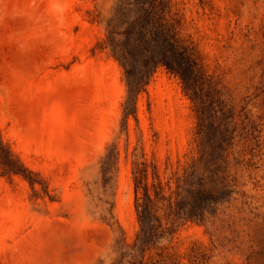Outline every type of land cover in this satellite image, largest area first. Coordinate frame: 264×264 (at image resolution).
<instances>
[{"label": "rangeland", "instance_id": "rangeland-1", "mask_svg": "<svg viewBox=\"0 0 264 264\" xmlns=\"http://www.w3.org/2000/svg\"><path fill=\"white\" fill-rule=\"evenodd\" d=\"M114 3L0 0V137L27 168L0 167V264H129L139 258L136 168L166 180L198 155L179 75L159 66L130 93L104 44ZM172 5L219 91L209 129L237 186L209 220L164 219L158 245L182 264L194 247L202 264H264V0Z\"/></svg>", "mask_w": 264, "mask_h": 264}, {"label": "trees", "instance_id": "trees-1", "mask_svg": "<svg viewBox=\"0 0 264 264\" xmlns=\"http://www.w3.org/2000/svg\"><path fill=\"white\" fill-rule=\"evenodd\" d=\"M181 20L173 10L172 0H115L106 19L104 44L125 67L130 93L138 94L151 73L165 66L182 79L198 118L197 156L181 164L166 180L160 177L156 166L152 181L146 162L136 168L140 231L130 249L139 253V258L132 255L129 264H182L178 255L158 245L168 232L164 219L209 220L236 191L237 179L230 171L228 147L222 148L209 129L218 121L219 91L212 77L205 73L194 47L182 37ZM126 107L131 111L134 106L128 101ZM0 167L9 175H25L27 170L1 137ZM152 249L156 252L146 258ZM188 259L189 264H202L205 254L194 247Z\"/></svg>", "mask_w": 264, "mask_h": 264}]
</instances>
